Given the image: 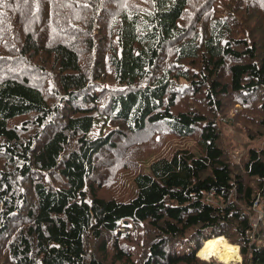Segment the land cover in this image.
Masks as SVG:
<instances>
[{"label": "trees", "instance_id": "16d2710c", "mask_svg": "<svg viewBox=\"0 0 264 264\" xmlns=\"http://www.w3.org/2000/svg\"><path fill=\"white\" fill-rule=\"evenodd\" d=\"M218 235L264 264V0H0V264H224Z\"/></svg>", "mask_w": 264, "mask_h": 264}, {"label": "rangeland", "instance_id": "374dc122", "mask_svg": "<svg viewBox=\"0 0 264 264\" xmlns=\"http://www.w3.org/2000/svg\"><path fill=\"white\" fill-rule=\"evenodd\" d=\"M109 128H110L109 122L107 120H103L101 117H98L94 120L92 127L90 128V130L87 132L86 135L89 138L95 137L97 135H103L109 130ZM224 130H225L224 132H225L226 142L230 141L233 145L232 154H234L235 152L240 153L243 150L242 143L245 142V138L242 135L237 134L230 126L225 127ZM190 143H191V139L187 138V137H185V138H172V139H170V141L168 140L167 144L156 155L154 154L151 156V158L142 161V165L145 168V170H148L147 165L151 161L152 157L168 155L170 152V149H172L173 147H175L177 145H187ZM130 182H131V178L127 175H125L121 179V182L119 183L117 189L114 190V196L117 199L126 200L129 197H131L133 190H132ZM255 210H256L255 213L252 214V216H251L252 217V224L254 227L256 225V222L258 221V219L261 216V209L255 208ZM191 246H193L192 242H189V243L185 242L183 245H181V248H183L185 251H188L189 248H191ZM196 255L199 258L203 259L198 254H196ZM211 259H214L217 262H223V263L225 262L223 260H220L218 257L217 258L216 257H208L207 259L205 258V260H211ZM224 264H228V263L225 262Z\"/></svg>", "mask_w": 264, "mask_h": 264}, {"label": "bare ground", "instance_id": "6f19581e", "mask_svg": "<svg viewBox=\"0 0 264 264\" xmlns=\"http://www.w3.org/2000/svg\"><path fill=\"white\" fill-rule=\"evenodd\" d=\"M197 254L203 259L218 257L228 264H235L240 260L238 245L229 243L222 235L206 239L198 249Z\"/></svg>", "mask_w": 264, "mask_h": 264}, {"label": "built area", "instance_id": "2783aa9c", "mask_svg": "<svg viewBox=\"0 0 264 264\" xmlns=\"http://www.w3.org/2000/svg\"><path fill=\"white\" fill-rule=\"evenodd\" d=\"M253 205H254V206L256 205V201H254Z\"/></svg>", "mask_w": 264, "mask_h": 264}]
</instances>
